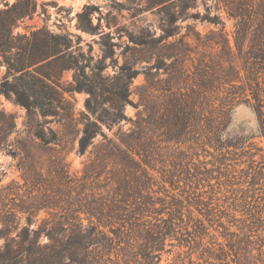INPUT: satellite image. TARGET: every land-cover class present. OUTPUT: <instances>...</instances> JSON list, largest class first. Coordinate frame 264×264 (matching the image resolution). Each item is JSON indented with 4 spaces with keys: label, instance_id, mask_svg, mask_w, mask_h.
<instances>
[{
    "label": "rangeland",
    "instance_id": "rangeland-1",
    "mask_svg": "<svg viewBox=\"0 0 264 264\" xmlns=\"http://www.w3.org/2000/svg\"><path fill=\"white\" fill-rule=\"evenodd\" d=\"M189 1L0 0V10L16 4L27 13L13 36L37 29L67 36L66 59L84 68L40 66L65 98L57 115L42 116L1 91L0 54V260L23 256V227L89 222L110 236V227L119 228L110 249L119 264L145 262L137 227L171 226L153 264H233V244L242 260L248 244H264V135L252 99L226 106L223 117L219 100L235 52L237 19L228 8L235 1L256 8L262 0ZM88 20L93 29L84 31L79 25ZM94 64L101 68L92 70ZM236 65L243 76L242 59ZM90 83L104 92L98 100L128 89L119 105L125 118L101 126L115 146L108 156L100 134L78 152L89 113L88 94L75 86ZM221 117L220 135L213 126ZM123 142L133 149L125 159L116 149ZM120 187L146 207L129 204L105 215ZM46 242L41 234L38 243Z\"/></svg>",
    "mask_w": 264,
    "mask_h": 264
},
{
    "label": "trees",
    "instance_id": "trees-1",
    "mask_svg": "<svg viewBox=\"0 0 264 264\" xmlns=\"http://www.w3.org/2000/svg\"><path fill=\"white\" fill-rule=\"evenodd\" d=\"M183 1L186 2V5L191 2L189 0ZM189 6L187 5V7ZM16 9V4H12L0 10V54L2 56L1 64L5 66L1 91L7 97L12 95L14 100L25 107L27 111H37L42 116L57 115L60 110L64 109V91L53 81L48 82V76L42 70L39 71L40 66L49 67L52 65L57 67L56 71L66 67L80 69L82 74H84V68L78 66L75 61L66 59L67 56L72 57V54L69 53L70 38L67 36L52 34L43 29L32 31L30 37L25 34L13 36L12 30L17 25V21L27 15L26 11ZM83 13H80L79 16ZM228 14L237 19V30L234 35L235 52L232 53L229 65L232 75L225 81L224 84H227L228 87L223 96L219 98L220 108H222L220 110L221 116L223 117L226 106L230 105L229 108H231L238 101L249 102L252 99L259 126L264 135V0L259 1L256 8L242 1H235L228 8ZM79 26L84 31L93 29L89 20L86 25ZM14 39L19 42L17 46ZM14 49L16 51L12 52ZM237 58L242 59L243 76L237 68ZM35 64H38V69H30ZM100 68L95 64L92 66V70ZM75 89L83 90L88 94L84 105L89 113L86 115V121L78 139V152L83 154L92 143V139L100 134L105 141L103 144L105 156H108L115 146L110 139L103 135L101 126L109 127L125 118L122 110L119 111V105L125 101L127 86H124L121 94H114L113 99L109 100L97 99L99 96H104V92L93 83L86 85V87L75 86ZM110 100H113L114 103L106 106L107 103L110 104ZM172 107L177 111L181 110V105L177 100L173 102ZM222 117L221 122L217 121L213 126L217 134L221 132V125L223 126ZM50 132L54 136L52 137L53 140H55L54 133ZM39 137L42 141L49 142L42 135ZM122 146L116 149L125 159L127 155L123 153L128 151L132 154L133 149L126 142H123ZM117 191L115 196H112L108 212L105 215L117 216L116 209L124 210L123 208L129 204H131L130 207L133 204L137 210L146 207L137 199L131 203L130 198L133 197L125 187L117 188ZM92 212L90 211V216L95 215ZM96 214L101 215V212ZM170 227L166 225L165 228L164 226L158 228L137 227V237L143 241V251L140 254L145 261L144 264H153L155 257L153 251L160 250L161 240L167 234V228ZM118 230L119 228L112 227L109 229L115 238H119ZM41 234H45L47 237V242L42 245L38 243V237ZM18 236L20 241L24 243L23 253H21L23 256L17 260V255H7L8 257H3L0 260V264H17V262L20 264H119L115 260L118 258L116 255L114 260L110 256L113 236L91 222L87 225L77 223L66 229L36 228L30 230L23 227ZM245 244L247 245L248 241ZM234 245L229 247L233 253L235 252L233 264H264V244L259 245V247H254V245L250 247L248 244L243 260L236 255V246ZM224 264L228 263L225 262Z\"/></svg>",
    "mask_w": 264,
    "mask_h": 264
}]
</instances>
